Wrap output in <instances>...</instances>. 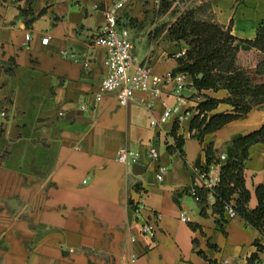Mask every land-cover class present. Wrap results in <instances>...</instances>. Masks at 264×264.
<instances>
[{
  "label": "crops",
  "instance_id": "1",
  "mask_svg": "<svg viewBox=\"0 0 264 264\" xmlns=\"http://www.w3.org/2000/svg\"><path fill=\"white\" fill-rule=\"evenodd\" d=\"M114 1L0 0V264H264L257 228L238 215L221 223L212 208L201 214L197 197L187 192L205 183L194 169L197 159L206 164L205 147L224 151L235 134L260 127L264 106L203 141L189 129L203 98L191 76L179 92L174 82L163 83L159 95L137 91L126 105L111 91L95 109L79 107L91 105L106 72V48L95 38ZM189 1L205 4L209 17L238 37L253 38L264 17V0ZM158 2L130 0L118 22L129 29L138 58H149L162 74L177 67L176 53L187 46L168 37L176 16L173 6L160 11ZM201 93L222 98L229 92ZM141 97L153 99L152 107ZM164 102L180 103L185 158L167 148L175 116L162 127L150 124ZM231 108L221 102L210 114ZM151 145L158 159L147 156ZM121 146L140 152L139 160L117 161ZM159 163L167 166L162 180ZM209 171L219 172L220 164L211 163ZM245 179L254 208L256 188L264 185V143L250 147ZM137 201L146 207L139 210ZM182 210L190 221L180 219ZM144 221L156 226L153 236L142 232Z\"/></svg>",
  "mask_w": 264,
  "mask_h": 264
},
{
  "label": "trees",
  "instance_id": "2",
  "mask_svg": "<svg viewBox=\"0 0 264 264\" xmlns=\"http://www.w3.org/2000/svg\"><path fill=\"white\" fill-rule=\"evenodd\" d=\"M172 39L184 41L185 52L177 57L175 71H184L192 77V84L203 98L196 106V112L190 120V134L203 141L208 133L215 132L232 120L242 118L255 106H264V17L258 23L253 38L238 37L231 32V26L198 17L193 10L183 11L168 29ZM226 88L228 96L215 97L203 90ZM221 102L232 105L230 110L210 111ZM179 123L174 122L172 136L174 142H167L171 151L178 150L185 158L183 144L185 137L178 133ZM264 143V123L247 133L235 134L224 151L214 148L210 143L205 147L206 164L200 159L195 167L207 174L211 163L220 164V180L212 188L197 186V197L201 205V214L207 215L212 208L218 214V221L227 220L226 205L232 204L238 216L251 224L264 235V185L256 188L258 204L251 208L250 190L246 185L245 164L250 157V147L255 143ZM226 159L221 160V154ZM210 196L214 197L210 201ZM260 237L255 240L258 248L264 249ZM198 252L207 257L201 249ZM257 253H252L254 260ZM212 264L214 261L210 259Z\"/></svg>",
  "mask_w": 264,
  "mask_h": 264
},
{
  "label": "built area",
  "instance_id": "3",
  "mask_svg": "<svg viewBox=\"0 0 264 264\" xmlns=\"http://www.w3.org/2000/svg\"><path fill=\"white\" fill-rule=\"evenodd\" d=\"M130 0H115L105 11V22L101 26L98 36L95 38V43L103 45L106 48L104 65L106 72L101 79L100 88L94 93V101L89 105L83 101L79 104L82 110L95 109L98 103L102 100L105 92L115 91L117 93L118 102L120 105H126L136 98L137 91H149L152 96L159 95L161 92L160 86L163 83L174 82L176 91L179 92L186 84V79L189 76L184 71H175L174 69L167 70L162 74L154 72L149 58L139 59L134 51V43L131 40L129 29L121 26L118 22L119 13L126 8ZM30 38V34L26 35ZM185 50L176 53V56L182 55ZM75 56V55H74ZM84 67L90 65L89 61L83 62ZM141 103L148 108L152 107L153 99H146L141 97ZM164 111L159 118L152 117L150 124L155 126H163L172 116H175V121L179 123L183 114L180 111V103L169 104L164 102ZM192 110H187L186 114H190ZM173 141H169L172 143ZM149 159L155 160L159 158V151L157 146L151 145L146 151ZM115 158L123 163H135L140 158V152L137 150L121 146L116 149ZM226 159V154H221V160ZM194 169L204 178V186L212 188L220 180V171H208L207 174L199 171L197 167ZM167 166L159 163L157 166L156 176L158 180H162ZM198 185L192 184L187 188V192L193 196L197 195ZM138 209L146 207L145 202L137 201ZM156 219L160 215L154 213ZM226 216L233 218L237 216L232 204L226 205ZM181 220L190 221L189 215L186 211H180ZM141 230L143 233L154 235L156 226L151 221H144ZM134 259V258H133Z\"/></svg>",
  "mask_w": 264,
  "mask_h": 264
},
{
  "label": "rangeland",
  "instance_id": "4",
  "mask_svg": "<svg viewBox=\"0 0 264 264\" xmlns=\"http://www.w3.org/2000/svg\"><path fill=\"white\" fill-rule=\"evenodd\" d=\"M158 1H159L158 9L160 11L168 10L170 9L171 6H173L171 8V12L173 13V15L176 16L175 20L183 11L189 9V10H193L196 13V15L202 19L214 21L211 19V17H209L210 15L208 14L207 6L205 4L198 5L190 2L189 0H158ZM168 37H170L169 32H168Z\"/></svg>",
  "mask_w": 264,
  "mask_h": 264
}]
</instances>
